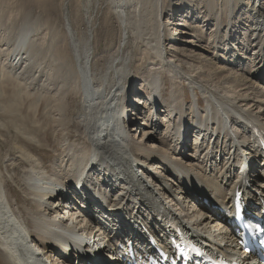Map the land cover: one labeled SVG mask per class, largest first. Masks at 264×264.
Here are the masks:
<instances>
[{
	"label": "bare ground",
	"instance_id": "obj_1",
	"mask_svg": "<svg viewBox=\"0 0 264 264\" xmlns=\"http://www.w3.org/2000/svg\"><path fill=\"white\" fill-rule=\"evenodd\" d=\"M168 2L169 6L165 8L166 0H154V21L156 20L159 26V29L156 27L159 36L153 37V41L147 43L148 48H156L161 57L155 55L156 63L148 65L147 72L135 74L132 84L126 89L130 76L128 56H122L121 53H118V56L111 55L104 64L100 63L97 69L99 78L94 79L95 57L91 53L90 40L80 43L65 20L64 26L72 48L79 86L82 85L83 89V112L77 118L80 123L75 124L78 134L86 144L70 146L68 155L72 150L76 152L75 155L69 156L68 163L65 162L62 166L56 164L62 168L61 172L65 177H69L71 187L67 182L63 183V179L59 174H55V171V175L44 171L39 161L27 152L22 153L25 166L20 175L14 172L9 176L7 174V177L2 168L0 169V259L4 264H126L130 261L128 256L125 257V253H121L113 241L128 239L133 249L148 251L150 247L146 244L147 241L145 243L143 235L156 239L165 237L161 224L155 219L159 211L166 216L171 215L172 211L175 215L183 216L180 223L185 231L194 234L196 232L198 238H202L204 242L216 237L220 246L211 239L214 242V250L243 257L244 253L236 243L234 230L222 221V216L211 206L225 204L234 189L240 191V187L246 184L245 192L260 204H264V163L256 158L258 151L256 152L254 142L252 143L248 130L245 127V130H240L238 124L230 117L232 120L229 121L228 132L236 128L238 131L235 137L239 135L244 138L239 141L242 146L240 151L234 150L231 141L227 140L228 153L231 155H227V161L223 160L226 163H217V156H208L199 162L198 167L194 164L198 170L189 169V162L193 159L189 146H203L210 142L218 145L214 141L219 131H223L221 127L224 126V118L229 119L223 107L212 105L214 101L209 94L212 97L219 95L227 107L237 105V111L247 112L264 132V77L262 73L252 74L255 78L263 77L260 80L252 78V82L245 77V72L254 62L264 65V8H261L264 0ZM125 3L127 5L123 8L130 7L128 0ZM212 17L215 19L214 23ZM238 17H241L242 22L241 33L236 26L239 23L235 24ZM225 19L227 23L224 26ZM37 23L38 19L29 14L21 19L14 36L15 44L5 60L12 67L10 69L18 65L20 68L26 66L33 59L35 44L32 38L37 32ZM161 26L164 28L159 31ZM193 26L200 29V36L189 33V28ZM177 32L183 36L180 43L190 38V46L185 50L186 58L196 66V72H212L218 80L219 88L215 86L216 80L213 78L208 77V82L202 81L199 79L203 74L197 75L194 70H181L176 63L178 60L175 59L178 55L172 57L173 51L176 53L179 49L180 43L177 44L173 37V33ZM142 33L141 31L140 34ZM203 33L209 36L205 45H201ZM168 39L174 41L166 48ZM240 41H244L241 45L244 54L237 50ZM35 52L34 50V54ZM218 61L220 63H217ZM217 64L222 65V68H218ZM255 67L261 70L259 65ZM166 75L168 82L164 80ZM135 82L140 85H135ZM143 85L146 94L145 98L143 96L144 100H141L139 98L143 94L140 95V89L137 90V87L141 88ZM184 86L192 94V101L186 106L188 108L183 107ZM208 87L211 92H208ZM235 89L242 91L236 94L240 99L235 98ZM165 93L167 97H164ZM251 97L259 99L261 103L252 102L249 105ZM206 102L208 103L205 106ZM124 109L128 112L126 116ZM219 110L222 116H219ZM153 114L155 118L147 121L146 118ZM135 115L138 116L137 119L145 122L139 130L144 129L142 127L155 130L163 124L169 127L166 135L164 129H157L156 132L161 135L164 144L170 145L174 155H185L186 163L183 164L180 159L167 158V155L164 157L153 147L145 146V135L141 143L144 146L139 147L140 140L133 138V130L128 128ZM142 115L143 119L139 118ZM198 116H201V122ZM203 125L206 128L202 130ZM189 136H194L192 144L188 143ZM223 139L226 140V134ZM116 142L125 146L118 147ZM241 151L249 163L244 180L235 177L237 164L244 161L243 156L239 155ZM95 156L105 159L113 166L103 160L94 159ZM6 161L5 163L12 162L11 159ZM152 174L158 178L157 182L152 181ZM7 181L13 182V185L17 184L15 189L20 188L18 191H21L20 194L26 199V203L24 201L20 204L17 199L19 196L12 198ZM178 183L180 187L177 186ZM141 189L145 192H141ZM111 203L115 204V207H111ZM136 203H139L137 208ZM177 204L180 206L177 207ZM196 208V212L200 209V215L208 216L205 223L203 217L195 215ZM210 221L216 225L218 234L213 235L208 229L207 223ZM222 224L224 227L220 226ZM139 228L141 232L138 231ZM72 246L80 257L68 251ZM235 248L237 252L234 251ZM121 255L125 257V261ZM250 258L253 260L244 258L245 264H259L256 256Z\"/></svg>",
	"mask_w": 264,
	"mask_h": 264
},
{
	"label": "rangeland",
	"instance_id": "obj_2",
	"mask_svg": "<svg viewBox=\"0 0 264 264\" xmlns=\"http://www.w3.org/2000/svg\"><path fill=\"white\" fill-rule=\"evenodd\" d=\"M126 1L127 0H0V9L2 10H0V27H2L0 28V169L2 168L1 170L5 176H7V174L9 176L14 172L17 175L22 173L25 166V163L22 160V153L27 152L39 161L40 165L44 168V171L47 173L49 172L48 174H54L55 171V174H59V177L63 179V183L67 182L68 185L71 183V181L69 182V177H65V174L61 172L62 168L58 165L62 166L65 162L68 163L70 157L75 155L76 152L73 150V153L71 152V154L68 155V152H70V146H82L86 144V142L83 141L78 134L77 125L75 124L76 122L80 123V120L77 118L83 112V102L81 100L83 89L82 85L79 86V79L75 68L76 66L75 62H73L72 48L64 26L65 20L69 23L75 37L80 41V43H84L87 39L90 40L91 53L92 56L95 57L94 70L97 75L96 76L94 74L93 78L96 80L99 78V71H97V69H99L100 63L104 64L111 55H120L118 53H121L122 56H128L130 61V76L125 89L132 84V79L135 74L137 75L138 73L144 71L147 72L148 65L156 63L155 55L159 56V52L156 48L151 49V46H149V48L147 46L151 43L150 40L153 41V37L159 36V33L157 32L159 26L156 23V20L154 21L156 12V10H153L154 0H128L130 7H125V9L123 6L127 5L125 3ZM168 1L172 2L173 0H166L165 8L169 6ZM145 6L147 8H145ZM261 8H264V3L261 4ZM204 9L205 6H203V11ZM27 14L38 19V23L35 26L37 32H35V38H32V41L38 47L37 48L35 45L33 46V49L35 48L34 50L36 51L34 54L33 50L35 59L33 57L31 62L26 66L20 68V65H18L16 68L10 69L11 66H9L8 62L5 60L6 57H8L9 51L13 49L12 45L15 44L14 36H16L17 33V26L21 22V19H23ZM127 19H129V21H126ZM211 20L213 23L215 22L214 17H212ZM223 22L222 23L225 26L227 23L226 19L223 20ZM241 23V17H238L235 24H238L236 26L239 27V29H237L239 33H241ZM137 24L138 26H136ZM156 27H158V29ZM162 28L164 27L161 26L159 31H161ZM141 31L143 32L142 34H140ZM189 33H195L200 36L201 31L198 27L193 26L192 28H189ZM181 36L182 34L180 35L179 32L173 33V37L175 38L177 44L180 43V38L183 37ZM208 37L209 36H207V34L203 35L201 45H205L206 41H209ZM189 39L190 38L188 37L186 40L181 41V45L179 44L178 46L179 49L176 53L173 51L172 57L178 55L175 59L179 61L176 63L182 71L194 70L197 75L203 74L199 80L208 82V77L216 80V76H214L212 72L203 71V73H197L196 66L191 63L188 58H186L187 53L185 50L187 51L189 48L188 46H190ZM173 41L174 40L168 39L165 43L166 48L170 47V44H172ZM243 43L244 41H240L239 47H237V50L241 53H243L241 50V45ZM181 52L185 53L181 54ZM58 62L60 64H58ZM217 63H220V61ZM213 64L215 65L216 63L213 62ZM256 65L261 67L260 71L259 68L255 67ZM220 66L222 68V65L217 64L218 68H220ZM263 69V63L258 64V62H254L253 65H251V68H248L245 72V77L250 79L248 80L249 82L254 81L252 78L260 80L264 77ZM152 73L153 71L150 70V74ZM260 73L263 75L261 78L251 76L252 74L255 75ZM164 78V80L168 82L167 75ZM137 83L138 82H135L134 84L136 85ZM138 85L140 84L138 83ZM186 86H184L183 107L189 106L192 101V94H190ZM215 86L218 88L220 87L218 80H216ZM137 88V90L140 89V95L143 94L139 99L144 100V94H146V91H144V85L141 88H139V86ZM208 90V92H211L210 87H208ZM241 92L242 91L235 89L234 95L236 96V99H240L236 94ZM165 95L164 97H167V95ZM209 96L212 97L210 94ZM213 97L217 100L219 98L220 102H222L219 95L215 94ZM250 100L252 101L248 103L249 105L252 104V102L261 103L259 99H253L252 97ZM213 103L216 105L215 101ZM259 104H257L256 107H258ZM262 104H264V102ZM224 109L227 111L225 107ZM219 113L222 116L220 110ZM228 115L229 119L224 118L225 122L233 119L229 113ZM152 117L155 118L154 114L151 117L146 118V120H152ZM133 118L134 119L128 125V128L133 130V134H131V136L133 137L134 135L133 138L138 141L140 140L139 147L144 146L141 143L143 141V136L145 135V146L153 147L163 154L164 157L167 155V158L175 160L180 159L183 164L186 163L185 155L181 157L174 155L170 145L164 144L161 140V135L159 136L156 132L157 129H161V131L164 129L163 132L165 133L164 135H166L169 127H165V124L155 130L150 129L149 127H142L144 128L142 131L139 130V128L142 126L141 124H145V122L137 119V115ZM139 118L143 119V115L142 117L139 116ZM191 120L192 119H189V121ZM263 120L264 118L262 121ZM238 126L240 127V130H245L244 126L240 124H238ZM214 130H216V124ZM237 131L238 129L235 128L233 132L235 135L231 131H229L228 134H232L235 137L237 136ZM154 132H156L158 136L153 134ZM218 135L214 141V143L218 145H213V143L210 142L204 144L203 146H189V149H191L190 155L193 158L191 160L192 162H189V169L198 170L196 167L200 164L199 162H202L208 156V158L217 156V163H226L224 161H227V155H231V153H228L229 150L227 149L228 142L223 139L225 137L224 133L222 135L219 133ZM154 137L159 138L157 140L152 139ZM243 138L244 137H239L238 139L241 141ZM193 141L194 136H189L188 143L192 144ZM116 143L118 144V147L122 148L125 146V144H122L121 142ZM230 152H232V150ZM241 152H239L240 156ZM185 153L187 155V151ZM6 159H11L12 162L5 163L7 162ZM94 159L103 160L111 167L113 166V164L103 158L95 156ZM56 164H58V167ZM146 165L150 166L147 163ZM161 173L162 170L160 174ZM165 178L167 177L165 176ZM151 179L155 182L158 181V178H156L154 174L151 175ZM235 181H237V179ZM7 184L11 189L10 192L12 198L16 199V196H19L17 198L18 202L23 204L26 199L20 194L21 191H18L20 188L15 189L17 184L14 183L15 185H13V182L11 181H7ZM69 186L71 187V185ZM177 186L180 187L179 183ZM72 187L76 189L75 186ZM176 206L179 207L180 205L177 204ZM111 207H115V204L111 203ZM83 210L85 211V209ZM196 211H198V208L195 210V215L203 217V221L205 223V218L208 216L200 215V209L199 212ZM215 226L216 225L212 224L211 221L210 223H207V227L213 235L219 233ZM220 226L222 227L224 225L222 224ZM196 236L199 237L197 234ZM211 239L218 243L216 237H212ZM218 245L220 246L219 243ZM234 251L237 252V249L235 248ZM99 255L100 254L98 253V256ZM250 257L251 255L248 259L253 260ZM0 264H4L1 262V259Z\"/></svg>",
	"mask_w": 264,
	"mask_h": 264
}]
</instances>
